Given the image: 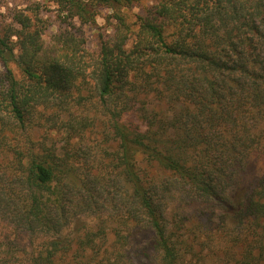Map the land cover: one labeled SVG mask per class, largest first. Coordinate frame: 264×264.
I'll use <instances>...</instances> for the list:
<instances>
[{
    "label": "trees",
    "instance_id": "obj_1",
    "mask_svg": "<svg viewBox=\"0 0 264 264\" xmlns=\"http://www.w3.org/2000/svg\"><path fill=\"white\" fill-rule=\"evenodd\" d=\"M56 1L118 24L94 53L75 31L46 47L20 13L0 31V222L43 241L25 263L264 264V169L235 193L264 163V0ZM96 134L102 156L81 147ZM177 196L211 207L170 217ZM143 229L151 247L131 254Z\"/></svg>",
    "mask_w": 264,
    "mask_h": 264
},
{
    "label": "rangeland",
    "instance_id": "obj_2",
    "mask_svg": "<svg viewBox=\"0 0 264 264\" xmlns=\"http://www.w3.org/2000/svg\"><path fill=\"white\" fill-rule=\"evenodd\" d=\"M66 6L59 4L56 0H0V31L6 27L5 25H13L12 18L18 16L20 13L22 16L29 19L31 25L41 32V38L46 47L51 46L55 42L57 34L64 31L76 32L84 39V47L91 52H98L100 38L104 39L112 38L115 35V29L117 27V20L114 18L119 13H114L110 9H102L97 14L94 23L81 24L77 19H70L67 17ZM120 15L130 23H134L135 17L140 13L138 7H133L131 10L122 9ZM16 25V24H14ZM14 28L17 26H13ZM2 71L0 67V72ZM93 86L89 81L83 84L82 93L84 98L92 96L91 92ZM84 104V103H83ZM73 107L71 110L77 118L81 115H85L87 110L90 116L93 115L94 109L92 106L85 102V106H79L77 102L69 105ZM96 131V130H95ZM89 135V134H88ZM53 136L50 137V139ZM66 136L61 133L55 137L56 145L63 149L67 148ZM103 136L90 135L82 141L81 147L87 150L93 149L91 154H99L103 152L105 146L103 145ZM101 152V156H102ZM88 159V158H86ZM89 161V160H88ZM92 161V160H91ZM89 161V167L93 164ZM264 169V163L262 160L250 161L247 164L243 181L236 186V195L239 197L243 191H246L244 186H248V183L256 180ZM244 183V184H243ZM239 199V198H238ZM166 207H168V214L170 217H202L204 210L211 207L200 202L189 201L186 198L177 196L172 202L166 201ZM220 213V211H217ZM92 222L86 217L80 218L76 222V228L84 231L91 226ZM129 251L135 253L139 248L151 247V233L147 230H138L131 235ZM43 247V241L40 238L32 239L28 235L13 231L8 225L0 222V264H26L25 258L31 252H36ZM151 264H154V258L151 257Z\"/></svg>",
    "mask_w": 264,
    "mask_h": 264
}]
</instances>
